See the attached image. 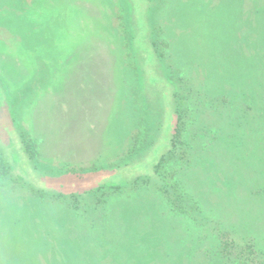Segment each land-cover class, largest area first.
I'll return each instance as SVG.
<instances>
[{
  "label": "rangeland",
  "instance_id": "obj_1",
  "mask_svg": "<svg viewBox=\"0 0 264 264\" xmlns=\"http://www.w3.org/2000/svg\"><path fill=\"white\" fill-rule=\"evenodd\" d=\"M19 1L0 264H213L225 230L264 247V0Z\"/></svg>",
  "mask_w": 264,
  "mask_h": 264
},
{
  "label": "trees",
  "instance_id": "obj_2",
  "mask_svg": "<svg viewBox=\"0 0 264 264\" xmlns=\"http://www.w3.org/2000/svg\"><path fill=\"white\" fill-rule=\"evenodd\" d=\"M127 1L128 0H126L125 2ZM19 2H24V4L27 5L25 0H21ZM18 8H20V5H18ZM29 8L30 7L28 6L27 9ZM5 100L6 97L4 96V102L6 103ZM21 144L23 150L27 152L29 150V147L26 146L23 141ZM259 152L264 154V149H261ZM6 168L7 167L5 161L0 158V171H4V169ZM35 168L37 167L35 166ZM175 202L177 203L178 201ZM219 231L222 230L219 229ZM213 235L219 238L218 249L214 253V255H212L211 250L207 251L208 255L210 257H213V260L211 261L213 264H264V247L260 246L259 239L257 238V235L255 236L253 234V232L243 231L244 236L242 237H233L232 232L229 230H225L222 235H220V232L213 233ZM240 238L242 240L244 239L245 241H239ZM206 239L207 237L200 238V240L204 242L206 241Z\"/></svg>",
  "mask_w": 264,
  "mask_h": 264
},
{
  "label": "flooded vegetation",
  "instance_id": "obj_3",
  "mask_svg": "<svg viewBox=\"0 0 264 264\" xmlns=\"http://www.w3.org/2000/svg\"><path fill=\"white\" fill-rule=\"evenodd\" d=\"M168 199V198H167Z\"/></svg>",
  "mask_w": 264,
  "mask_h": 264
}]
</instances>
